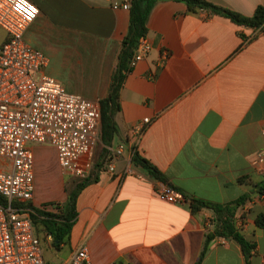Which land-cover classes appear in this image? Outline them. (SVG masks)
Instances as JSON below:
<instances>
[{"label": "crops", "instance_id": "obj_1", "mask_svg": "<svg viewBox=\"0 0 264 264\" xmlns=\"http://www.w3.org/2000/svg\"><path fill=\"white\" fill-rule=\"evenodd\" d=\"M30 1L38 13L23 38L47 56L44 72L99 105L117 64L129 9L113 7V0ZM209 1L242 15L264 6V0ZM146 26L151 48L123 75L113 113L116 131L93 150L90 173L75 195L69 240L50 247L64 250L56 263L86 244L92 264H195L213 211H193L190 197L225 203L245 194L237 226L254 242L248 256L236 241L215 235L198 264H264V226L254 220L264 213V192L258 191L264 174L257 170L264 165V33L243 41L251 27L207 9L189 10L183 0H157ZM4 37L0 28V41ZM144 117L149 121L143 123ZM137 123L144 125L138 140ZM120 143L124 149L114 155L109 147ZM131 145L182 201L157 196L161 180L133 164ZM30 146L31 203L64 201L76 182L61 171L55 148ZM257 152L261 163L252 162ZM110 161L113 170L107 169Z\"/></svg>", "mask_w": 264, "mask_h": 264}, {"label": "built area", "instance_id": "obj_2", "mask_svg": "<svg viewBox=\"0 0 264 264\" xmlns=\"http://www.w3.org/2000/svg\"><path fill=\"white\" fill-rule=\"evenodd\" d=\"M112 6L128 9L129 0H113ZM37 13V5L30 0H0V28L5 32L0 41V264H92L86 244L58 263L46 260L29 215L34 212L27 203L31 202L34 191L31 143L53 146L61 171L79 183L87 179L93 150L100 141L98 103L66 90L58 80L47 75L43 70L47 56L23 38ZM262 32L256 28L243 41ZM150 48L145 35L140 36L129 65L133 66ZM148 121V117L142 119L143 123ZM143 123L133 127L136 140L144 130ZM109 148L118 155L124 145ZM135 149L131 145V155ZM261 161L262 154L257 152L252 162ZM113 168L114 163L110 161L107 169ZM257 170L264 174V165ZM155 192L167 201L184 199L172 185L162 181L155 186ZM40 207L56 210L52 204ZM244 210L242 203L235 214L236 225L242 223ZM45 238L50 240L51 234L46 233Z\"/></svg>", "mask_w": 264, "mask_h": 264}, {"label": "trees", "instance_id": "obj_3", "mask_svg": "<svg viewBox=\"0 0 264 264\" xmlns=\"http://www.w3.org/2000/svg\"><path fill=\"white\" fill-rule=\"evenodd\" d=\"M156 1L157 0H129L128 27L121 39V45L117 55V64L112 73L107 94L99 99L101 121L100 140L103 142L111 139L116 131L113 113L119 108V89L121 81L124 73L131 68L129 61L138 38L147 33L146 19ZM183 1L186 3L189 10L207 9L212 13L225 15L236 23L251 27L253 30L260 28L264 33L263 5H257L251 15H242L235 10L215 4L209 0ZM131 160L133 164L141 167L153 178L170 184L164 174L147 158L139 154L138 151L135 150L133 152ZM240 180H242V178ZM84 182L85 180L75 183L74 187L67 192V197L64 201L47 202L55 206V211L46 210L27 201V203L33 207L34 212H29V215L40 239L45 238L46 233L51 234L50 247L56 249L61 246V244L68 242L71 225L76 213L75 195L78 188L84 184ZM258 191L259 193L264 192V179H262ZM245 196V194L241 195L225 203H216L199 197H190V205L193 211L202 207H209L213 211V226L211 229L205 231L204 245L195 264L199 263L200 258L204 254L206 242L215 235H222L236 241L241 246L245 255L248 256L250 250L254 247V242L247 239L234 222L235 214L237 213L238 207L244 203ZM42 205H46V202ZM254 220L257 226H264V213H258Z\"/></svg>", "mask_w": 264, "mask_h": 264}, {"label": "rangeland", "instance_id": "obj_4", "mask_svg": "<svg viewBox=\"0 0 264 264\" xmlns=\"http://www.w3.org/2000/svg\"><path fill=\"white\" fill-rule=\"evenodd\" d=\"M37 76V74H35ZM44 181V180H43ZM46 185L38 186L37 190L42 191ZM42 247H43V254L46 259H48L52 263H56L64 254V250L56 251L50 248V240L42 238Z\"/></svg>", "mask_w": 264, "mask_h": 264}]
</instances>
